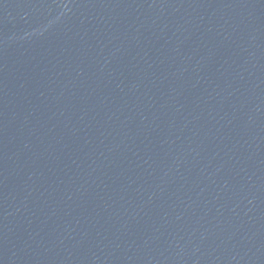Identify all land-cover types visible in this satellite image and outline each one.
Masks as SVG:
<instances>
[{
	"label": "water",
	"instance_id": "obj_1",
	"mask_svg": "<svg viewBox=\"0 0 264 264\" xmlns=\"http://www.w3.org/2000/svg\"><path fill=\"white\" fill-rule=\"evenodd\" d=\"M0 264H264V0H0Z\"/></svg>",
	"mask_w": 264,
	"mask_h": 264
}]
</instances>
